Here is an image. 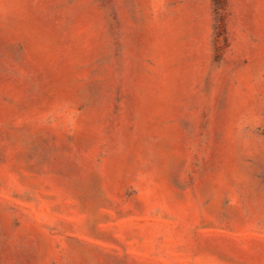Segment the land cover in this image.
Masks as SVG:
<instances>
[{
    "label": "rangeland",
    "instance_id": "rangeland-1",
    "mask_svg": "<svg viewBox=\"0 0 264 264\" xmlns=\"http://www.w3.org/2000/svg\"><path fill=\"white\" fill-rule=\"evenodd\" d=\"M0 264H264V0H0Z\"/></svg>",
    "mask_w": 264,
    "mask_h": 264
}]
</instances>
